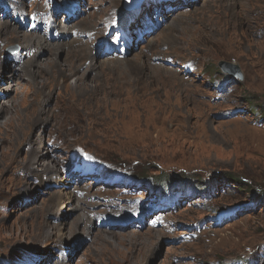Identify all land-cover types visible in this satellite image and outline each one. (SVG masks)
<instances>
[{"label":"rangeland","instance_id":"obj_1","mask_svg":"<svg viewBox=\"0 0 264 264\" xmlns=\"http://www.w3.org/2000/svg\"><path fill=\"white\" fill-rule=\"evenodd\" d=\"M125 2L85 0L86 14L65 26V39L49 40L60 50L40 48L34 57V49L25 61L31 42L16 35L40 33L0 15V264L264 263V0H196L178 16L169 7L181 0L158 2L140 22L149 29L145 43L125 57L93 50L94 59L87 31ZM15 46L23 59L11 63L3 56ZM76 149L110 171L228 184L211 203L188 202L170 215L173 226L108 229L95 215L115 205L120 185L74 172L66 181ZM240 203L250 207L230 222L207 219L215 207ZM195 221L208 229L188 241ZM74 223L71 235L81 241L71 254L65 234ZM58 224L60 237L40 242Z\"/></svg>","mask_w":264,"mask_h":264},{"label":"bare ground","instance_id":"obj_2","mask_svg":"<svg viewBox=\"0 0 264 264\" xmlns=\"http://www.w3.org/2000/svg\"><path fill=\"white\" fill-rule=\"evenodd\" d=\"M191 5H195V3H185V4H182L181 6H185V7H189V6H191ZM175 12H177V13H175ZM173 13H175V15L177 14V16L180 14H182V12H178V11H176V10H174L173 11ZM91 14V13H90ZM89 14V15H90ZM170 14V13H169ZM12 21L14 22V23H16L17 25H19V23L17 22V21H15L16 20V18L13 16L12 17ZM81 22H85V20H80V23ZM60 24H62L63 22H59ZM2 24V23H1ZM3 25V24H2ZM1 26V25H0ZM5 26V25H4ZM2 29H3V27L1 26L0 27V31H2ZM59 30H60V28H58ZM63 31V33L64 34H67V32H68V30H66V29H64V30H62ZM90 31V30H89ZM7 33V32H6ZM16 38H18L19 40H27V41H29V42H31V44H28V43H26L27 45H26V49L28 50V53H30V52H32L34 49L37 51L38 49H43L44 47H46V48H48L49 50H54V51H56V50H60V47H56V46H53V45H51V44H49V43H51V42H49V39L48 38H46V37H43L41 34L40 35H36V36H33V35H27V34H18V35H16ZM75 40V39H74ZM109 39H108V37L107 36H101V38H100V40H99V42H101V41H108ZM50 41H52V40H50ZM71 41H73V40H71ZM83 41V40H82ZM87 41H89V39L87 40ZM93 42L95 43L96 42V40H93ZM93 42H91L92 44H90V45H93ZM84 44H87V43H84ZM81 47H84V46H80V47H78V48H81ZM88 47V46H87ZM134 47H135V45H134ZM74 48V47H73ZM78 48H76V49H78ZM9 49H11V48H9ZM93 50L95 51V50H97V48H93V49H91V55H92V53H93ZM35 51V52H36ZM12 52V51H11ZM8 54H10V53H8ZM38 54H39V51H37L36 53H35V55H34V57H37L38 56ZM27 57V56H26ZM92 57L95 59V56H93L92 55ZM97 57H99V56H96V58ZM33 59V58H32ZM34 60V59H33ZM24 61H25V59H24ZM23 61V62H24ZM12 62H14V61H12ZM33 63V62H32ZM10 66H12V64L10 65ZM14 67V66H13ZM14 68H16V67H14ZM17 69V68H16ZM1 72V71H0ZM35 74H37V73H35ZM36 77H37V75H36ZM3 95H6L5 93H3V94H0V97H2ZM9 102H11V100L9 101ZM5 109L3 108V107H0V115L2 114V115H4V113H5ZM31 128H32V126H31ZM22 134V133H21ZM24 134V133H23ZM27 136H28V134H25V136H24V138H23V140L22 141H24V140H26V138H27ZM19 137V136H18ZM21 137V136H20ZM13 140H15V139H13ZM40 141V140H39ZM30 161H33V159H30ZM58 163H60V161H57ZM40 165H42V162H40ZM47 172V171H46ZM49 172L50 173H52V169H49ZM64 180V178H62L61 177V181H63ZM65 180L66 181H69V177L67 176L66 178H65ZM72 193V192H71ZM74 194V193H73ZM95 204V203H94ZM109 204H110V202H109ZM102 205H108L107 203H104V204H102ZM82 206V205H81ZM84 209V208H83ZM127 213H128V211H126V212H124L123 213V215H127ZM81 219V218H80ZM80 219L78 220V221H80ZM81 227H83V224H84V217H82V219H81ZM89 222H90V220H89ZM73 226H74V228H76L75 227V223L72 225V226H70V232L68 233V234H65V238H66V242H69V246H68V248L70 249V252H71V254L72 253H74L76 250H77V245H78V243L81 241V240H79L78 238H79V235L78 234H76V235H71L72 234V232H71V230H73ZM64 227L65 226H63V225H60V224H58V226H55L54 228H51L50 230H49V232L46 234V235H43L42 237H41V241L40 242H42V243H49V242H51V241H54L55 239H57V238H59L60 237V234H61V232H62V230L64 229ZM91 230H92V227L90 226V229H89V226H87V231H85V233L84 234H90L91 233ZM160 230V229H159ZM156 231H158V230H156ZM67 235H68V237L69 238H67ZM85 242V241H84ZM68 244V243H67ZM115 249V248H114ZM70 254V255H71ZM60 264V263H59Z\"/></svg>","mask_w":264,"mask_h":264},{"label":"water","instance_id":"obj_3","mask_svg":"<svg viewBox=\"0 0 264 264\" xmlns=\"http://www.w3.org/2000/svg\"><path fill=\"white\" fill-rule=\"evenodd\" d=\"M128 2H127V4L125 5V7L126 8H128V9H134V8H138V7H140V5L142 4V1L143 0H137V2L136 3H134V4H131V3H129L130 2V0H127ZM16 51V50H15ZM221 66H222V69L223 70H227V69H229V68H231L232 66H231V63H228V62H223L222 64H221ZM233 68V67H232ZM230 72H231V70H229ZM239 71V70H238ZM217 118L218 119H223V118H228L227 116L226 117H224L222 114H220V115H217Z\"/></svg>","mask_w":264,"mask_h":264},{"label":"trees","instance_id":"obj_4","mask_svg":"<svg viewBox=\"0 0 264 264\" xmlns=\"http://www.w3.org/2000/svg\"><path fill=\"white\" fill-rule=\"evenodd\" d=\"M141 173V172H140ZM135 173L134 172V174L136 175V176H138V177H142V176H144V175H142V174H146L145 172H143V173ZM145 177V176H144ZM170 179H172V178H169V177H165V178H163V181H165V180H170ZM175 179V178H174ZM178 179H181V177L180 178H178ZM193 180H195V179H193ZM195 181H199L200 183H205V182H203V181H201V179H199V178H196V180ZM235 183H237L236 181H235ZM238 184L239 185H245V186H247V187H252L253 188V186H252V184L251 185H249L248 183H242V182H238ZM255 191H252V193L251 194H253ZM248 194V193H247Z\"/></svg>","mask_w":264,"mask_h":264}]
</instances>
